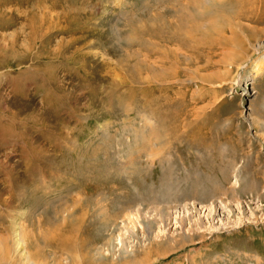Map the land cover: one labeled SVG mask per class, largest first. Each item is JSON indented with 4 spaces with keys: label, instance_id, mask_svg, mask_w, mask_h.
<instances>
[{
    "label": "rangeland",
    "instance_id": "374dc122",
    "mask_svg": "<svg viewBox=\"0 0 264 264\" xmlns=\"http://www.w3.org/2000/svg\"><path fill=\"white\" fill-rule=\"evenodd\" d=\"M0 264H264V0H0Z\"/></svg>",
    "mask_w": 264,
    "mask_h": 264
}]
</instances>
